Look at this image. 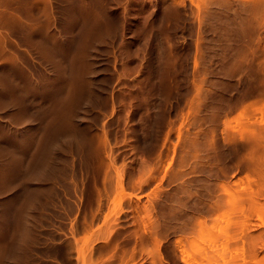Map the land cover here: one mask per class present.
Instances as JSON below:
<instances>
[{
  "label": "rangeland",
  "instance_id": "1",
  "mask_svg": "<svg viewBox=\"0 0 264 264\" xmlns=\"http://www.w3.org/2000/svg\"><path fill=\"white\" fill-rule=\"evenodd\" d=\"M0 260L264 264V0H0Z\"/></svg>",
  "mask_w": 264,
  "mask_h": 264
},
{
  "label": "bare ground",
  "instance_id": "2",
  "mask_svg": "<svg viewBox=\"0 0 264 264\" xmlns=\"http://www.w3.org/2000/svg\"><path fill=\"white\" fill-rule=\"evenodd\" d=\"M65 102H66V101H65ZM69 102H70V101H69ZM64 107H65V104H64V102H63V105H62V107H60V110H61V109L63 110ZM66 109H67V110H66ZM66 109H64V110L67 112L68 109H69V108H67V105H66ZM58 110H59V109H58ZM60 110H59V111H60ZM59 111H57L56 116L58 115ZM65 111H64V112H65ZM61 112H62V111H61ZM64 112H62L61 115H60V113H59L58 117H59V116L62 117V115H63ZM66 112H65V113H66ZM65 113H64V115H65ZM65 116H66V118L63 116L65 120L63 119V120H59V121H60V122H61V121H63V122H64V121H67V122H65V123L67 124V123H68L67 116H69V111H68V113H66ZM60 117H59V118H60ZM61 119H62V118H61ZM70 119H71V118H70ZM55 120H56V118H55ZM27 121H28V120H27ZM29 121H31V120H29ZM59 121H58V119L56 120V122H59ZM69 121H70V120H69ZM54 122H55V121H54ZM63 122H62V124H63L64 127L67 126V125H70V126H71V125L74 124V123H73V124H70V122H69V124L64 125L65 123H63ZM73 122H74V121H73ZM26 123H27V122H26ZM58 124H59V123H58ZM25 125H26V124H25ZM33 125H34V124H33ZM35 125H36V124H35ZM54 125L56 126L57 124L55 123ZM59 126H60V125H58L57 128H56V127H55V128H56V129H59V128H58ZM61 126H62V125H61ZM70 126H67V127H69L70 129H72V127H70ZM36 127H37V126H36ZM36 127L34 126V128H36ZM51 127H54V126H51ZM29 128H33V126H30ZM55 128L52 129V130H56ZM25 129H26V128H25ZM38 129H39V128H38ZM50 129H51V128H50ZM63 129L66 130V127L63 128ZM63 129L60 127V129H59V131H60L59 134H62V132H64V131H62ZM67 129H68V128H67ZM70 129H69V130H70ZM36 130H37V128H36ZM40 130H41V129H40ZM40 130H38V131H40ZM31 131H32V129H31ZM31 131H30V132H31ZM33 131H34V130H33ZM56 131H58V130H56ZM56 131H55V132H56ZM61 131H62V132H61ZM70 131H71V134H73L72 130H70ZM27 132H28V131H27ZM69 133H70V132H69ZM26 134H27V133H26ZM26 134H25V135H26ZM33 134H35V133H33ZM53 134H55V133L53 132ZM56 134L58 135V133H56ZM63 134L67 135L68 133L65 132V133H63ZM63 134H62V135H63ZM29 135H30V134H29ZM35 135H36V134H35ZM35 135H34V136H35ZM38 135H39V134H38ZM40 135H41V134H40ZM65 135H63V136H65ZM69 135H70V134H69ZM26 136H27V135H26ZM26 136H25V137H26ZM45 136H47V135L45 134ZM48 136H49V135H48ZM59 136H60V135H59ZM50 137H51V136H50ZM54 137H55V138H54ZM54 137H51V138L56 139V136H54ZM67 137H68V136H67ZM72 137H73V136H72ZM32 138H33V137H32ZM39 138H43V136H41V137H39ZM39 138H38V139H39ZM44 138H45V137H44ZM60 138H61V137H60ZM62 138H63V137H62ZM69 138H71V137H69ZM26 139H27V138H26ZM49 139H50V138L48 137V140H49ZM53 139H52V140H53ZM27 140H28V139H27ZM41 140H42V139H41ZM41 140L39 139L38 141L41 142ZM44 140H46V139H44ZM33 141H34V139H33ZM35 141H36V140H35ZM35 141H34V142H35ZM38 141H37V144H38ZM42 141H43V140H42ZM49 141H50V140H49ZM54 141H55V140H53V142H54ZM27 142H28V141H27ZM43 142H44V141H43ZM47 142H48V141H47ZM47 142L45 141L44 143H46V144H44V145H47V144H48ZM50 142H51V141H50ZM50 142H49V143H50ZM53 142H52V143H53ZM57 142H58V140H57ZM59 142H60V141H59ZM29 143H31V141H30ZM42 144H43V143L41 142L40 145H38V148L41 147ZM54 144H58V143H55V142H54ZM26 145H27V143H26ZM44 145H43L42 148L45 147V148H46V151H49V150H48V147H46V146H44ZM49 145H50V144H49ZM27 146H28V145H27ZM27 146H26V147H27ZM29 146H30V144H29ZM33 146H34V145H33ZM33 146H32V147H33ZM53 146H55V145H53ZM53 146H52V148L55 149V147H53ZM59 146H60V145H59ZM35 147H36V146H35ZM35 147H34V148H35ZM50 147H51V146H50ZM45 148H44L43 150H45ZM28 150H29V151H27V150L25 151V152H27V155H28L29 152L32 151V149L30 148V149H28ZM30 150H31V151H30ZM34 150H36V153H39V152H40V151L37 152V149H34ZM39 150H41V152H42V149H41V148H40ZM52 150H53V149H50V152H51V153L49 152L50 155H51V157H53L54 154H55V153L52 154V153H53ZM55 151H56V149H55ZM32 152H33V151H32ZM41 152H40V155H41ZM44 152H45V151H44ZM34 153H35V152H34ZM47 153H48V152H47ZM25 154H26V153H25ZM30 154L33 155V153H30ZM30 154H29V155H30ZM43 154H44V153H43ZM43 154H42V155H43ZM32 155H31V156H32ZM46 155H47V154H46ZM52 155H53V156H52ZM33 156H34V155H33ZM35 156H38V157H37V158H33V157H32L33 159H32L31 157H25L26 159H27V158H31L32 160L30 159L31 162H30V160H28L27 162H29V163L26 164L27 166L25 165V168L27 167V168L25 169V171L27 170V172L25 173L26 175H25V174H21V175H25V176H24L25 179H23V181H26V184L28 183V185H29V186H28L29 188L27 187L26 189H29L31 192L34 191V193L36 192L35 194H33V196L35 195L34 197H36V194H37L39 197H41V196H40V195H41V192H38L39 194L37 193V191H40V190H37L38 188H37V187H34L35 181H37V180H39V179L41 178V176H40L41 173H42V175H43V177H44V174H43L44 166H45V168H48V169L50 170V168L53 166L54 163L52 164L53 160H50V162L52 161V162H51V165H52V166H51V165H50V162H49V159L45 156V154H44V156L46 157V159H48L47 162H46V164H49L51 167H50L49 165H44V163H43V162L45 161L44 156H42V157H43L42 159H39V157H40L39 154H36ZM35 156H34V157H35ZM56 156H57V155H56ZM48 157H50V156L48 155ZM51 157H50V158H51ZM43 159H44V160H43ZM51 159H54V161L56 160L54 157L51 158ZM39 160H43V162H42V161H39ZM21 161H22V160H21ZM8 163L10 164V162H8ZM19 163H20V162H19ZM25 163H26V162L23 161L22 164H25ZM55 163H56V162H55ZM9 164H8V165H9ZM8 165L6 166V167H7V170L10 168V166H9V168H8ZM55 165H56V164H55ZM18 166H19V164H18ZM4 167H5V166H4ZM6 167H5V168H6ZM11 167H12V165H11ZM13 167H14V165H13ZM13 167L10 168V170L13 169ZM21 167H23L22 170H24V166H21ZM55 167H56V166H55ZM5 168H4V169H5ZM53 168H54V167H53ZM53 168H52V169H53ZM18 169H19V168H18ZM20 169H21V168H20ZM20 169H19V172H20ZM52 169H51V170H52ZM13 170H14V169H13ZM49 170L46 169L45 172H46V171H49ZM53 170H55V169H53ZM3 171H5V170H3ZM3 171H2V172H3ZM11 171H12V170H11ZM11 171H10V172L7 171L8 174H7L6 171H5L4 174H6V175H11V174H12V175L14 176V174L11 173ZM12 172H13V171H12ZM14 172H17V171H14ZM19 172H17V173H19ZM52 172H53V171H52ZM9 173H11V174H9ZM21 173H22V171H21ZM46 173H49V172H46ZM46 173H45V174H46ZM21 175H20V176H21ZM47 175H49V174H46L45 176H47ZM2 176L4 177V175H2ZM13 176H12V177H13ZM18 176H19V174H18ZM20 176H19V177H20ZM49 176H50V175H49ZM9 177H11V176H9ZM14 177H17V174H16V176H14ZM14 177H13V179H14ZM19 177H18V178H19ZM24 177H23V178H24ZM39 177H40V178H39ZM21 178H22V176H21ZM38 178H39V179H38ZM45 178H46V177H45ZM45 178H44V180H45ZM2 179H3V178H2ZM6 179H7V178H6ZM6 179H5V181H6ZM8 180L11 181L12 179H11V178H10V179L8 178ZM42 180H43V179L41 178L40 182H41ZM23 181H22V182H23ZM3 182H4V179H3ZM6 182H7V181H6ZM6 182H5V184H9V183H6ZM13 182H14V180H13ZM10 183H12V181H11ZM24 183H25V182H24ZM24 183H23V184H24ZM41 183H42V182H41ZM37 184H38V183H37ZM42 184H43V183H42ZM40 185H41V184H40ZM40 185H39L38 187L41 189L42 187H40ZM23 186H26V185H23ZM36 186H37V185H36ZM41 186H42V185H41ZM22 189H24V188L22 187ZM35 189H36L37 191H35ZM22 192H24L23 194L25 195V198H26V199H23V200H24L23 202H25V201H27V199H29V198H28L29 196L26 195V193H25V192H28V191L23 190ZM27 194H28V193H27ZM31 197H32V195L30 194V198H31ZM34 197H32L33 200H35ZM32 198H31V199H32ZM31 199H29V201H30ZM40 199H41V198H40ZM37 200H39V198H38ZM29 201H28V202H29ZM35 201H36V200H35ZM35 201H34V202H35ZM28 202L25 203V204L27 205L26 207H25V204H24L25 209H26V208L28 209V205H30L29 203L32 202V203L34 204V202H33L32 200H31V202H29V203H28ZM39 202H40V200H39ZM39 202H38L37 204H39ZM21 204H22V203H21ZM33 204H32V205H33ZM32 205H31V206H32ZM34 205H36V202H35ZM34 205H33L32 207H35ZM21 206L23 207V204H22ZM31 206H30L29 209H31ZM37 206H38V205H37ZM22 207H21V208H22ZM38 208H39V207H38ZM38 208L36 207V209H38ZM33 209H34V208H33ZM33 209H32V210H33ZM21 210H22V209H21ZM36 211H37V210H36ZM26 212H27V211H26ZM29 212H30V211L28 210V213H29ZM31 212L33 213L34 211H31ZM28 213H27V215H28ZM32 213H30V214H32ZM24 215H26V213H25ZM33 215H34V214H32L31 216H33ZM35 215H36V214H35ZM35 215H34V216H35ZM31 216H29V218H31ZM34 216H33V217H34ZM27 217H28V216H27ZM31 219L33 220V218H31ZM31 219H30V221H31ZM28 220H29V219H28Z\"/></svg>",
  "mask_w": 264,
  "mask_h": 264
},
{
  "label": "crops",
  "instance_id": "3",
  "mask_svg": "<svg viewBox=\"0 0 264 264\" xmlns=\"http://www.w3.org/2000/svg\"><path fill=\"white\" fill-rule=\"evenodd\" d=\"M1 261V260H0ZM2 262H4V261H2ZM2 262H0V263H2Z\"/></svg>",
  "mask_w": 264,
  "mask_h": 264
}]
</instances>
